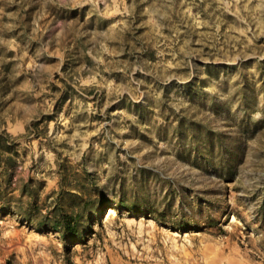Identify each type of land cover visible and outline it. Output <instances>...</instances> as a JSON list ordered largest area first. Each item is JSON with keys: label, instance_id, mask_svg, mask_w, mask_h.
Instances as JSON below:
<instances>
[{"label": "rangeland", "instance_id": "rangeland-1", "mask_svg": "<svg viewBox=\"0 0 264 264\" xmlns=\"http://www.w3.org/2000/svg\"><path fill=\"white\" fill-rule=\"evenodd\" d=\"M0 264H264V0H0Z\"/></svg>", "mask_w": 264, "mask_h": 264}, {"label": "trees", "instance_id": "trees-1", "mask_svg": "<svg viewBox=\"0 0 264 264\" xmlns=\"http://www.w3.org/2000/svg\"><path fill=\"white\" fill-rule=\"evenodd\" d=\"M73 223L70 221H67L64 226H63V231H68V230H74V225H72ZM78 224V223H77ZM60 225H62V221L60 222L59 225L56 224V227L59 228ZM76 225V224H75ZM76 230V229H75ZM74 232H78V231H74Z\"/></svg>", "mask_w": 264, "mask_h": 264}]
</instances>
